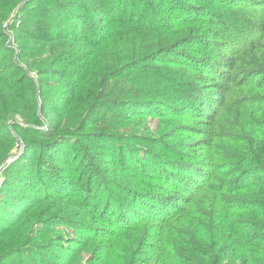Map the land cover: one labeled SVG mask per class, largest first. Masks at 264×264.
Segmentation results:
<instances>
[{
    "label": "trees",
    "instance_id": "trees-1",
    "mask_svg": "<svg viewBox=\"0 0 264 264\" xmlns=\"http://www.w3.org/2000/svg\"><path fill=\"white\" fill-rule=\"evenodd\" d=\"M0 169L1 264H264V0H0Z\"/></svg>",
    "mask_w": 264,
    "mask_h": 264
},
{
    "label": "rangeland",
    "instance_id": "rangeland-1",
    "mask_svg": "<svg viewBox=\"0 0 264 264\" xmlns=\"http://www.w3.org/2000/svg\"><path fill=\"white\" fill-rule=\"evenodd\" d=\"M33 75V74H32ZM20 143V142H19ZM17 152H21V148H20V150L19 151H16V153L14 154V156H12L10 159H14V157H15V155L17 154ZM10 159H9V161H10ZM2 170L0 169V174L2 173L1 172ZM74 230V229H73ZM73 230L72 229H69V234H71L72 232H73ZM75 231V230H74ZM8 241H13V242H19L20 241V239L19 238H16V237H14V236H9V238H7V239H2V240H0V243H2V242H8ZM43 241H34V242H32L31 243V245L29 246V248L30 249H32V247H33V245H38V246H42V243ZM0 246H2V247H4V243H2V244H0ZM38 248V247H37ZM36 249V248H35ZM19 256H21V257H24V256H30V257H33L34 258V256H33V254L30 252V250H24V251H22V253H20L19 254ZM1 264V263H0Z\"/></svg>",
    "mask_w": 264,
    "mask_h": 264
}]
</instances>
